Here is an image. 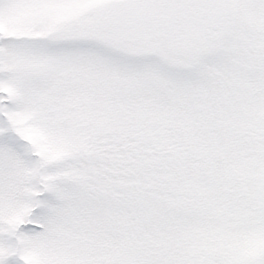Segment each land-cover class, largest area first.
<instances>
[{"label": "snow or ice", "instance_id": "1", "mask_svg": "<svg viewBox=\"0 0 264 264\" xmlns=\"http://www.w3.org/2000/svg\"><path fill=\"white\" fill-rule=\"evenodd\" d=\"M0 264H264V0H0Z\"/></svg>", "mask_w": 264, "mask_h": 264}]
</instances>
